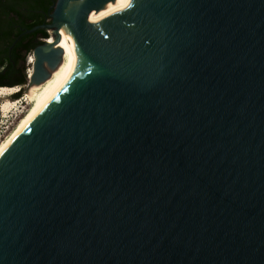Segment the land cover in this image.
Here are the masks:
<instances>
[{"label": "water", "instance_id": "obj_1", "mask_svg": "<svg viewBox=\"0 0 264 264\" xmlns=\"http://www.w3.org/2000/svg\"><path fill=\"white\" fill-rule=\"evenodd\" d=\"M53 0L57 18L112 0ZM0 156V264H264V0H123ZM64 51L33 52L29 87Z\"/></svg>", "mask_w": 264, "mask_h": 264}, {"label": "trees", "instance_id": "obj_2", "mask_svg": "<svg viewBox=\"0 0 264 264\" xmlns=\"http://www.w3.org/2000/svg\"><path fill=\"white\" fill-rule=\"evenodd\" d=\"M52 4L53 0H0V87H19L13 94L15 100L23 96V87L30 81L29 57L36 47L55 37L44 29L26 33L50 23Z\"/></svg>", "mask_w": 264, "mask_h": 264}, {"label": "bare ground", "instance_id": "obj_3", "mask_svg": "<svg viewBox=\"0 0 264 264\" xmlns=\"http://www.w3.org/2000/svg\"><path fill=\"white\" fill-rule=\"evenodd\" d=\"M73 1L77 0H70L69 3ZM122 1L123 0H112L97 10L71 12L63 14L57 18V24L61 26V29L55 28L51 30V33H55L56 38H49V42L54 44L56 48H60L64 51L63 61L56 70L51 71V76L48 80L41 84L32 85L26 93L25 99L31 102V110L24 116L14 132L1 146L0 156L23 127L43 107L73 66L77 63L78 57L68 35L67 25L69 23H74L84 27L98 28L100 22L109 18ZM30 61H34L33 56H31ZM32 73L33 71L31 70L30 75H32ZM14 91V88L0 87V98L4 100L1 103V114H3L4 117H6L5 115L10 111V107H12L11 105H13L9 103L8 97L12 96L15 93ZM19 101L20 99L16 100L15 103H18Z\"/></svg>", "mask_w": 264, "mask_h": 264}, {"label": "rangeland", "instance_id": "obj_4", "mask_svg": "<svg viewBox=\"0 0 264 264\" xmlns=\"http://www.w3.org/2000/svg\"><path fill=\"white\" fill-rule=\"evenodd\" d=\"M54 38H56V35ZM30 59H31V56L29 57V60H28L29 63L31 62ZM30 64H31V70H32L33 62H31ZM14 89H15L14 92L17 93L20 88L15 87ZM23 89H24L23 96L20 98V101L18 103H15L16 100L13 97L14 95L8 97L9 103L13 105H11L12 107H10V111L8 112V114L5 115L6 117H4V115L1 114L0 112V148L4 144V142L9 138V136L14 132L17 125L22 121L24 116L31 110V106H32L31 102L25 99L26 93L30 89L29 84L24 86ZM2 101L4 100L0 98V105Z\"/></svg>", "mask_w": 264, "mask_h": 264}, {"label": "clouds", "instance_id": "obj_5", "mask_svg": "<svg viewBox=\"0 0 264 264\" xmlns=\"http://www.w3.org/2000/svg\"><path fill=\"white\" fill-rule=\"evenodd\" d=\"M15 95V94H14Z\"/></svg>", "mask_w": 264, "mask_h": 264}]
</instances>
